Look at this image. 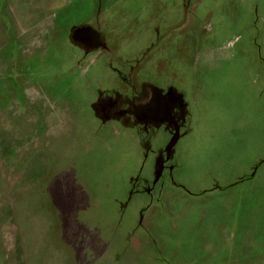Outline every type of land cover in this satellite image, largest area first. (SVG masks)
Masks as SVG:
<instances>
[{
    "label": "rangeland",
    "instance_id": "obj_1",
    "mask_svg": "<svg viewBox=\"0 0 264 264\" xmlns=\"http://www.w3.org/2000/svg\"><path fill=\"white\" fill-rule=\"evenodd\" d=\"M65 171L84 264H264V0H0V264Z\"/></svg>",
    "mask_w": 264,
    "mask_h": 264
},
{
    "label": "crops",
    "instance_id": "obj_2",
    "mask_svg": "<svg viewBox=\"0 0 264 264\" xmlns=\"http://www.w3.org/2000/svg\"><path fill=\"white\" fill-rule=\"evenodd\" d=\"M38 188L39 193L34 196L40 202V211L37 215L28 214L24 218V227L29 228L30 221L34 219L35 224L39 217L46 222L48 220V226H54L61 243L56 252H53L58 260L54 261V256H49L50 260L46 261L47 257L38 246L43 241L39 243L33 237V231L28 232L26 229L24 239L19 242L20 250L25 252L23 261L27 264H74V261L75 264H84V253L92 252L98 259L106 258L111 253V243L108 244L104 236L100 237L98 233L93 236L94 240L90 236L93 229L91 218L88 220V195L85 189L76 184L73 172L65 171L64 175L59 174L46 182L41 181ZM28 194L29 192H24L18 200L27 204ZM32 199L36 206L33 196Z\"/></svg>",
    "mask_w": 264,
    "mask_h": 264
}]
</instances>
